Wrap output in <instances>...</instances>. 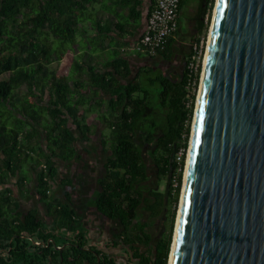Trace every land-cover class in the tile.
Listing matches in <instances>:
<instances>
[{
	"label": "trees",
	"instance_id": "16d2710c",
	"mask_svg": "<svg viewBox=\"0 0 264 264\" xmlns=\"http://www.w3.org/2000/svg\"><path fill=\"white\" fill-rule=\"evenodd\" d=\"M100 1L0 0V264L169 262L206 44L196 74L187 68L190 53L178 76L167 73L162 63L176 54L179 18L168 50L156 54L161 62L134 72L121 22L119 39L110 27L95 24L94 35H86L90 6ZM214 5L199 1L194 42L207 39ZM135 15L138 28L141 14ZM108 48L109 62L98 68L90 57ZM80 50L70 71L60 74L54 63ZM104 107L101 117L109 125L101 144L110 154L85 205L95 208L100 234L107 225L115 227L111 239L96 241L88 237L86 207L75 203L73 192H80L74 177H60L58 160L81 159L77 134L90 140L96 129L88 115ZM15 177L23 187L33 183L44 213L38 206L20 209V199L5 186ZM55 185L70 187L65 198ZM144 212L170 220L169 232L154 245L153 220H145ZM115 248L127 256L119 261Z\"/></svg>",
	"mask_w": 264,
	"mask_h": 264
},
{
	"label": "water",
	"instance_id": "95a60500",
	"mask_svg": "<svg viewBox=\"0 0 264 264\" xmlns=\"http://www.w3.org/2000/svg\"><path fill=\"white\" fill-rule=\"evenodd\" d=\"M215 7L168 264H264V0Z\"/></svg>",
	"mask_w": 264,
	"mask_h": 264
},
{
	"label": "rangeland",
	"instance_id": "374dc122",
	"mask_svg": "<svg viewBox=\"0 0 264 264\" xmlns=\"http://www.w3.org/2000/svg\"><path fill=\"white\" fill-rule=\"evenodd\" d=\"M199 1L200 0H185L181 9V13H180V30L179 33L176 35V39L178 40L177 46H176V54L174 56L173 61L169 62H164V64L162 63V67H164L166 69V72L169 74H172L174 76H178L181 71L183 70L184 66H185V55L189 54L191 51V47L192 44L194 43L193 41V37L195 35V24H196V12L198 10V6H199ZM216 3V0H215ZM215 7V5H214ZM213 12H214V8H213ZM212 18H213V13H212ZM212 18H211V22H210V26H209V34H210V27H211V23H212ZM209 34L207 35V40L209 37ZM131 51L128 50V54L130 55ZM206 52V50H205ZM134 53V51H133ZM137 53V52H136ZM144 54H149L147 56H144V58H141V60H134L133 58V54H131V61H132V65H133V69L134 72H136V70L138 69V66H153L159 62H161V58L157 57V55H152L150 53L147 52H143ZM152 55V56H151ZM205 57V56H204ZM68 62L69 60H64V62H62V64H60L61 62H56L54 63V66H56L58 68L59 73H65L67 71V67H68ZM140 64V65H139ZM139 67V68H140ZM134 76V75H133ZM132 76V77H133ZM125 81V80H124ZM199 91V90H198ZM198 94V93H197ZM197 99V98H196ZM104 113H107V109L104 107L103 109ZM97 119V118H96ZM99 119V118H98ZM103 122H106V125H109V122H107L106 120H102ZM193 122V121H192ZM105 125V126H106ZM96 130L91 134L90 136V145H91V152L86 153L84 152L85 156L89 155V158L83 157V159L81 158V163H79V159H77L76 163L77 164H69V163H63L64 165L62 166V168H60V177L63 178L66 175H71V173H76L78 175V177L80 176L81 178V182L84 183V185H88L86 188L82 187V185H80L79 187H76L80 193L78 192H73L74 193V199H75V203L78 207H86V211H85V222L87 225L90 226L89 229V233H88V237H108V239H111L112 237V229H114L115 225L111 227L112 224L107 225L106 227H104L105 229L103 230V233L100 234L99 232V224H102L98 218L97 215L95 213V208L91 207H87L85 205V201L87 199H89L91 197V193L93 190H95L97 188V177H99L101 175V173L103 172V165L106 162L107 156L110 154V151L105 152L102 144H101V135L102 132H106L108 130H104V128H95ZM80 135V134H79ZM80 137L82 138V136L80 135ZM191 137V136H190ZM83 140H85L84 138H82ZM189 144H190V140H189ZM147 148H149V145H146ZM189 150V147H188ZM188 150H187V156H188ZM180 153L178 154L177 158L179 159ZM187 156H186V162H185V167H184V173H183V182H184V174L186 171V166H187ZM62 163V160H59ZM61 166V165H60ZM184 184V183H183ZM30 188H29V195L26 196L25 200L22 202V204L24 205V207L22 208L23 210H26L25 208L28 207H33V206H38L40 207V210L42 213L45 212V210L42 207L41 202L39 201L38 195L36 194L35 190H34V185L33 183L29 184ZM56 187V185H55ZM162 189H164V185H162L161 187ZM66 188L64 187H56V194L61 197V198H65L64 196V192H65ZM183 190V185H182V189ZM93 193V192H92ZM17 197L19 198L20 196L17 194ZM180 201H181V194H180V198H179V203L176 207V217H175V223H174V228H173V233H172V242L174 239V231H175V226H176V220H177V214L179 211V207H180ZM168 212V210L166 211V213ZM145 215V220L151 221L153 220V222L150 224L149 227V231L155 236L154 237V241H153V245L162 237L166 236L167 233L169 232V217L167 216H162L160 218H151L148 215V212H144ZM167 215V214H166ZM52 219L49 217V220ZM95 238V239H96ZM115 253L119 256L118 259L119 261L124 259L125 256H127V253L125 250H123L122 248H115Z\"/></svg>",
	"mask_w": 264,
	"mask_h": 264
},
{
	"label": "crops",
	"instance_id": "0c3cea01",
	"mask_svg": "<svg viewBox=\"0 0 264 264\" xmlns=\"http://www.w3.org/2000/svg\"><path fill=\"white\" fill-rule=\"evenodd\" d=\"M154 5V0H101L100 2L93 4L92 6H90V16L89 19L86 20L85 24L87 27V33L86 35H94V24L96 26L100 25L103 27H110L112 29V31H109V34L114 35L117 39H119L118 35H117V29H116V23H120L123 24L124 28H125V33H127V36L121 40V41H126L129 42V44L127 46L123 47V50H127L126 48L130 47L132 44V42L136 41L138 38H140V36L142 35L143 31L146 28L147 25V19L149 16V13L151 11V9L153 8ZM182 9V8H181ZM140 12L141 14V18H140V23L138 25V28H136L137 23L135 22V17H136V13ZM181 13V12H180ZM180 18V17H179ZM89 22L91 23V25L89 24ZM133 30H136L134 32L133 35H131L130 33H132ZM176 38V37H175ZM178 39V38H177ZM176 39V41L174 42L175 47L177 46L178 40ZM119 43H117L116 41L112 44V46H116ZM81 49H85V47L83 46ZM83 50H80L77 54H67L62 60L61 63L64 62V60H69L68 62V67H67V71L65 73H61V74H67L70 71V64H71V59L74 58V56H77L78 54L80 55V53H82ZM131 53V52H130ZM133 54V58L134 60H141V58H144V56H147L149 54H144V53H131ZM130 54V55H131ZM110 51L109 48L101 53L98 54V56L93 59L92 57V63L95 64L98 68L102 67L103 65L107 64L109 62L110 59ZM131 57V56H130ZM158 57V56H157ZM187 57V55H185V58ZM89 58V60H90ZM159 58V57H158ZM170 63V62H169ZM140 65V64H139ZM140 66H138L139 69ZM142 67V66H141ZM137 69V70H138ZM136 70V71H137ZM105 98H108V96L104 95ZM104 113L99 112V111H92L89 113L88 115V121L89 123L93 124L94 128H104V130H108V126L106 125V122H103V118L101 117V114ZM97 118V119H96ZM99 118V119H98ZM106 125V126H105ZM78 136V141H77V149H78V154L81 155V158L83 159V157L89 158V155L84 154V152L89 153L91 152V145H90V140H83L79 134H77ZM42 143L46 142L43 140H40ZM78 156L76 158L75 161L70 162L69 164H77ZM81 159H79V163H81L80 161ZM64 162L59 161L58 160V164H59V168H62V166ZM61 165V166H60ZM27 168L29 170H32V166L27 165ZM66 177H74V185L76 187H79L81 184H84L81 182V177L76 174V173H71V175H66L63 178ZM6 187H11L15 194L19 195V199L21 202L20 205V209L23 210L22 208L24 207V205L22 204V202L25 200L26 196H24L25 193L29 192V186L27 187V185H25L24 187L19 185L18 183V177H15L13 179H11L8 184L5 185ZM66 186V190H70V187ZM2 187V186H1ZM23 187V188H22ZM84 188H86V186H84ZM77 189V188H75ZM92 194V192H90ZM32 207V206H31ZM30 208V207H28ZM28 208H25L26 210ZM25 210V211H26ZM94 237H89V239H92ZM107 239L108 237H97L95 240L96 241H100L101 239ZM93 242V241H92ZM91 242V244H92ZM112 252L114 253L115 251L112 250Z\"/></svg>",
	"mask_w": 264,
	"mask_h": 264
},
{
	"label": "built area",
	"instance_id": "2783aa9c",
	"mask_svg": "<svg viewBox=\"0 0 264 264\" xmlns=\"http://www.w3.org/2000/svg\"><path fill=\"white\" fill-rule=\"evenodd\" d=\"M182 0H156L148 16L147 25L140 38L132 42L133 45L126 48L131 52H147L156 55L158 51L168 48V40L179 29V17ZM206 39L203 36L200 42H194L191 47L187 68L190 74H196L199 70V62ZM171 51V49H169ZM205 55V54H204ZM180 156L183 149L179 151ZM178 153V154H179Z\"/></svg>",
	"mask_w": 264,
	"mask_h": 264
},
{
	"label": "bare ground",
	"instance_id": "6f19581e",
	"mask_svg": "<svg viewBox=\"0 0 264 264\" xmlns=\"http://www.w3.org/2000/svg\"><path fill=\"white\" fill-rule=\"evenodd\" d=\"M214 10L216 11V7H215ZM215 11L213 12L214 16H215ZM213 21H214V18H213ZM212 25H213V23H212ZM211 29H212V26H211ZM211 29H210V34H209L208 40L206 39V52H205V55H204L205 57L203 58V70H202L201 83H202L203 74H204V68H205V62H206V56H207V50H208L210 35H211ZM200 87H201V85H200ZM199 93H200V88H199V91H198V98H199ZM197 104H198V100H197V103H196V109H197ZM195 113H196V110H195ZM194 122H195V118L193 119L192 129L194 128ZM192 134H193V131H192ZM191 141H192V139H191ZM190 148H191V144H190ZM189 154H190V149H189V153H188V156H187V166H188ZM187 166H186V171H185V175H184L185 178H184V182H183L184 184H183V191H182V195H181L180 207H179V211H178V214H177L178 216H177V220H176V226H175L176 228H175V231H174V239H173V242H172V249H171V255H170V260H169L170 263H171L173 246H174V240H175V234H176V230H177L179 213H180V208H181V203H182V198H183V192H184V185H185V179H186Z\"/></svg>",
	"mask_w": 264,
	"mask_h": 264
},
{
	"label": "flooded vegetation",
	"instance_id": "af4514ba",
	"mask_svg": "<svg viewBox=\"0 0 264 264\" xmlns=\"http://www.w3.org/2000/svg\"><path fill=\"white\" fill-rule=\"evenodd\" d=\"M75 198V197H74Z\"/></svg>",
	"mask_w": 264,
	"mask_h": 264
}]
</instances>
